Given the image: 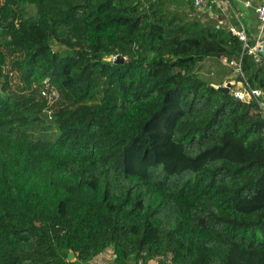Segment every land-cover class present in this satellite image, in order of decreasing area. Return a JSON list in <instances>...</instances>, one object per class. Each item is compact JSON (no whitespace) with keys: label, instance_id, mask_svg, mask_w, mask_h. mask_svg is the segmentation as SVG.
<instances>
[{"label":"trees","instance_id":"trees-1","mask_svg":"<svg viewBox=\"0 0 264 264\" xmlns=\"http://www.w3.org/2000/svg\"><path fill=\"white\" fill-rule=\"evenodd\" d=\"M197 12L0 0V264H264V117L197 73L240 60L264 93V59Z\"/></svg>","mask_w":264,"mask_h":264},{"label":"built area","instance_id":"built-area-1","mask_svg":"<svg viewBox=\"0 0 264 264\" xmlns=\"http://www.w3.org/2000/svg\"><path fill=\"white\" fill-rule=\"evenodd\" d=\"M182 2H192L195 9L201 11L208 2H213L215 0H180ZM257 15L260 21V35L259 42H262L264 39V3L257 7ZM229 31L232 35L236 36L241 42L245 44V47L248 49V54L252 55L257 63H261L264 57L261 54V49L258 47H251L248 43V37L243 25L237 28H231ZM222 62H225V65L231 71V80L225 82L221 87H230V93L233 98L247 103H256L257 108L256 111L264 117V93L262 90L252 88L244 79V74L242 70V61L240 60H232L228 61L225 58H221ZM113 62L117 61V57L112 59ZM13 77V74H11ZM218 88V87H216ZM40 100L44 101L47 104L45 109V114L49 120L53 119L54 111L60 101V93L49 81H45L42 84L40 89ZM116 255L113 254L111 260L105 261L102 264H115L114 260L116 259Z\"/></svg>","mask_w":264,"mask_h":264},{"label":"crops","instance_id":"crops-1","mask_svg":"<svg viewBox=\"0 0 264 264\" xmlns=\"http://www.w3.org/2000/svg\"><path fill=\"white\" fill-rule=\"evenodd\" d=\"M264 3V0H215L208 2L207 5L197 12L196 17L203 23H211L218 28H225L227 30L231 28H237L243 25L247 37L248 43L251 47H258L261 49L264 39L259 42L260 35V21L257 15V7ZM205 65L213 72L219 73L225 71L222 82L216 87H221L225 82L231 80V71L225 65V62L217 59H208L204 62ZM223 77V75L221 76ZM113 250L108 249L99 257L93 259L89 263L79 264H102L105 261L111 260Z\"/></svg>","mask_w":264,"mask_h":264},{"label":"rangeland","instance_id":"rangeland-1","mask_svg":"<svg viewBox=\"0 0 264 264\" xmlns=\"http://www.w3.org/2000/svg\"><path fill=\"white\" fill-rule=\"evenodd\" d=\"M197 15V14H196ZM53 50L56 52H60V53H66L65 49L63 47H60L56 44H54L53 46ZM13 59H9L8 60V66L6 68V73L9 74L11 76V74H13V77H11V84H12V91H19L20 86H22L21 81H20V77L19 75L13 71ZM198 76L200 79H202L203 81L211 84V85H219L222 80L224 78V73L225 71H220L219 73L217 72H212L207 65L203 66V68L200 71H197ZM223 75V77H221Z\"/></svg>","mask_w":264,"mask_h":264},{"label":"water","instance_id":"water-1","mask_svg":"<svg viewBox=\"0 0 264 264\" xmlns=\"http://www.w3.org/2000/svg\"><path fill=\"white\" fill-rule=\"evenodd\" d=\"M261 54L264 57V43H263V45L261 47ZM125 62H126V58H124L123 56L120 55V56L117 57L116 64H125ZM216 89H218L220 92H223L225 94H229L230 93V87L229 86L228 87H218ZM74 259H75V254L71 253L69 255V257H68V261L72 262ZM128 264H136V262L131 260Z\"/></svg>","mask_w":264,"mask_h":264}]
</instances>
